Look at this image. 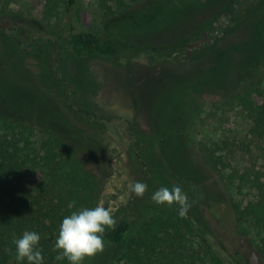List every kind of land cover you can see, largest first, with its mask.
Here are the masks:
<instances>
[{
	"label": "rangeland",
	"instance_id": "obj_1",
	"mask_svg": "<svg viewBox=\"0 0 264 264\" xmlns=\"http://www.w3.org/2000/svg\"><path fill=\"white\" fill-rule=\"evenodd\" d=\"M6 1L0 0V115L34 127V140L44 128L75 142L104 176L98 204L117 222L129 221L127 237L150 217L172 219L178 205H157L151 196L179 186L196 232L182 238L184 256L203 257L196 235L203 234L245 264H264L255 229L232 214L233 202L245 198L227 189L226 172L212 171L204 157L223 136L245 133L243 121L217 106L252 83L264 89V0H251L237 23L229 20L239 0H124L123 11L114 0H74L68 12L64 0L48 26L31 0ZM69 19L119 42L120 60L75 58L56 40ZM81 108L103 128L74 113ZM125 122L149 138L138 159ZM136 182L148 186L142 198L131 191ZM104 242L105 250L84 264L110 260L113 244ZM196 264L213 263L204 257Z\"/></svg>",
	"mask_w": 264,
	"mask_h": 264
},
{
	"label": "trees",
	"instance_id": "obj_2",
	"mask_svg": "<svg viewBox=\"0 0 264 264\" xmlns=\"http://www.w3.org/2000/svg\"><path fill=\"white\" fill-rule=\"evenodd\" d=\"M20 1L23 0L6 3ZM114 1L117 10L123 11L124 0ZM62 3L64 0H31L29 7L40 9L42 22L48 26ZM73 3L74 0H68L67 12ZM250 5L251 0H239L229 21L239 22ZM56 40L63 41L78 59L101 57L118 61L122 56L115 39L101 38L79 27L72 19ZM217 109L222 115L233 112L246 124L245 133L242 138L223 136L206 152L205 161L212 171L226 172L223 178L226 188L245 198L244 204L233 202L232 214L236 222L251 223L259 237L257 251L264 257V89L257 82L252 83L228 96ZM74 113L96 127L104 126L103 120L87 108ZM207 120L204 118L205 124ZM125 123L133 139L131 152L138 159L143 151L139 148L149 138L140 129ZM35 130L21 120L0 115V264H28L26 259H16L15 241L25 231L40 235L38 246L42 249L43 264H70L66 258L56 259L60 254L55 249L59 226L71 212L95 207L103 193L104 176L75 142L44 128L37 129L38 139L34 140ZM139 143L140 147L134 146ZM145 153L151 151L145 148ZM72 201L75 206L69 208ZM130 228L127 219H120L114 231H106L104 239L113 244V252L105 264H196L197 260L202 263L204 257L213 264H245L225 246L203 234H196L203 257L195 258L193 253L184 256L182 238L196 233L188 213L186 218H181L179 212L172 219L150 217L141 223L135 235L127 237Z\"/></svg>",
	"mask_w": 264,
	"mask_h": 264
},
{
	"label": "clouds",
	"instance_id": "obj_3",
	"mask_svg": "<svg viewBox=\"0 0 264 264\" xmlns=\"http://www.w3.org/2000/svg\"><path fill=\"white\" fill-rule=\"evenodd\" d=\"M147 184L136 182L131 191L142 198L147 191ZM151 199L157 205H178L181 218H186L191 207L188 196L179 186L171 189L161 187L156 190ZM75 201L69 203L73 208ZM117 221L110 209L97 204L92 208H82L71 212L63 218L55 241V249L59 250L56 259L66 258L70 264H82L86 258H91L105 250L104 236L107 230L114 231ZM40 235L25 231L21 238L15 241L17 261L27 260L28 264H43L42 249L39 248Z\"/></svg>",
	"mask_w": 264,
	"mask_h": 264
}]
</instances>
